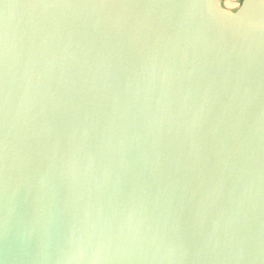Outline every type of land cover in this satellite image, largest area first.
<instances>
[{"label":"water","instance_id":"water-1","mask_svg":"<svg viewBox=\"0 0 264 264\" xmlns=\"http://www.w3.org/2000/svg\"><path fill=\"white\" fill-rule=\"evenodd\" d=\"M0 264H264V0H0Z\"/></svg>","mask_w":264,"mask_h":264},{"label":"crops","instance_id":"crops-1","mask_svg":"<svg viewBox=\"0 0 264 264\" xmlns=\"http://www.w3.org/2000/svg\"><path fill=\"white\" fill-rule=\"evenodd\" d=\"M236 2L239 1V0H235Z\"/></svg>","mask_w":264,"mask_h":264}]
</instances>
